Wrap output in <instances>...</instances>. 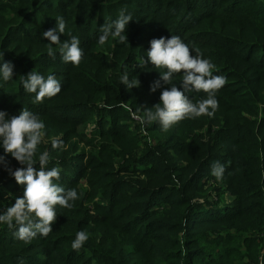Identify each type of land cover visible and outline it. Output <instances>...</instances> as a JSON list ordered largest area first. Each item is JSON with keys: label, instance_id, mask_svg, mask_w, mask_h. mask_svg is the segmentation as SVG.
<instances>
[{"label": "trees", "instance_id": "1", "mask_svg": "<svg viewBox=\"0 0 264 264\" xmlns=\"http://www.w3.org/2000/svg\"><path fill=\"white\" fill-rule=\"evenodd\" d=\"M122 9L133 18L128 42L100 45V27ZM56 17L66 22L65 33L56 32L61 42L80 40L79 66L63 62L59 45L42 35L57 28ZM172 35L227 83L213 117L165 132L158 122L139 125L126 106L143 115L171 87L161 80L151 91L166 69L136 63L152 39ZM0 53V65H14L12 80L0 78V111L5 119L24 108L40 117L46 141L34 167L47 151V168L61 170L56 183L79 195L71 209L56 206L47 237L26 244L0 224V264H264V0H0ZM31 71L55 75L61 92L35 103L22 86ZM125 72L140 86L121 84ZM182 75L172 83L184 91ZM185 94L194 103L207 98ZM53 138L63 146L53 149ZM0 156L4 214L25 187L7 169L26 166L2 144ZM216 161L226 169L220 181L211 175ZM81 230L89 239L75 251Z\"/></svg>", "mask_w": 264, "mask_h": 264}, {"label": "clouds", "instance_id": "2", "mask_svg": "<svg viewBox=\"0 0 264 264\" xmlns=\"http://www.w3.org/2000/svg\"><path fill=\"white\" fill-rule=\"evenodd\" d=\"M126 9L119 12L117 19L105 22L100 27L101 35L98 43L104 45L109 37L117 39L120 43L128 42L126 32L127 25L133 20L131 14H125ZM57 28L43 32V37L50 41V45H59V54L65 63L79 66L84 52L80 47V40L76 36H70L63 42L60 41L59 33H65L66 22L63 17H56ZM50 57L55 58V51L48 48ZM147 59L138 58L136 65L143 69L150 63L157 69H166L160 73V80L154 82L151 91L155 92L164 84L171 85L160 94V102L152 108L142 109L143 115L138 117L141 124L158 122L163 131L167 132L172 126L185 119H194L201 116L213 117L218 109L217 92L227 83L221 75H213L215 65L198 53L192 55L191 49L179 36L172 35L170 38L161 37L150 41V49L146 53ZM3 60V53H0ZM14 65L4 62L0 65V78L8 82L13 78ZM182 73L181 91L172 83L174 74ZM120 82L127 89L139 87L138 79H129L127 72L120 76ZM23 89L27 93L35 94V103H43L45 98H52L62 90L61 82L50 74L46 78L36 71H31L22 80ZM204 92L206 99L193 102L188 92ZM6 113L0 111V144L5 153L10 154L20 165L12 171L7 169L19 185H24L22 197H18L15 203L8 207L4 214H0V224L6 225L10 230L15 229L14 236L24 243H30L38 234L47 237L52 231V224L57 218L56 206L71 209L73 203L79 199L75 188L66 190L56 183L60 180V168H47L49 153L44 151L38 156L39 170L36 154L38 145L44 142L46 131L45 124L40 117L27 109H23L18 116L5 119ZM63 141L58 138L51 140L53 149L61 148ZM0 163H5V157L0 156ZM230 163V162H229ZM225 165L216 161L211 166V175L217 181L223 179ZM89 239L88 233L81 230L76 233L71 247L79 251Z\"/></svg>", "mask_w": 264, "mask_h": 264}, {"label": "rangeland", "instance_id": "3", "mask_svg": "<svg viewBox=\"0 0 264 264\" xmlns=\"http://www.w3.org/2000/svg\"><path fill=\"white\" fill-rule=\"evenodd\" d=\"M130 111H131V113H132V115H133V117H134V119H135V121H136V123H138L139 125L141 124V122H140V120L138 119V117H140V116H142V115H140V113L139 112H135L134 113V111H132L128 106H126ZM93 126V125H92ZM90 128H92V127H90ZM46 141V136H45V139H44V142ZM228 197H229V195H228ZM230 198V197H229ZM199 199V202H203V198L202 197H200V198H198Z\"/></svg>", "mask_w": 264, "mask_h": 264}]
</instances>
